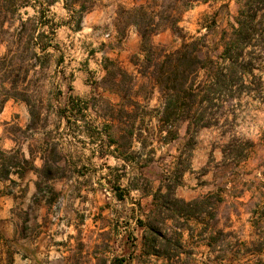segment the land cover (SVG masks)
Segmentation results:
<instances>
[{
  "label": "rangeland",
  "instance_id": "rangeland-1",
  "mask_svg": "<svg viewBox=\"0 0 264 264\" xmlns=\"http://www.w3.org/2000/svg\"><path fill=\"white\" fill-rule=\"evenodd\" d=\"M141 2L0 0V264H117L114 258L166 264L140 256L142 230L135 218H144L152 198L132 185L141 173L149 181L142 186L155 189L175 167L182 171L175 194L189 201L212 195L218 226L230 220L226 230L239 237L238 245L229 238L232 246L209 251L192 219L193 237H183L177 264H264V60L254 71L261 93H243L208 110L218 124L201 128L185 145L183 112L167 120L163 96L132 64L141 46L133 27L126 36L136 32L138 49L115 54L118 5ZM82 5L75 29L73 10ZM237 9V0L200 2L182 13L179 25L218 52L220 33ZM150 42L173 51L181 39L165 29ZM104 58L133 75L125 104L144 131H134L128 154L142 167L114 158L113 147L102 146L96 133L102 116L116 115L109 103L120 100L102 90Z\"/></svg>",
  "mask_w": 264,
  "mask_h": 264
},
{
  "label": "trees",
  "instance_id": "trees-1",
  "mask_svg": "<svg viewBox=\"0 0 264 264\" xmlns=\"http://www.w3.org/2000/svg\"><path fill=\"white\" fill-rule=\"evenodd\" d=\"M65 1L67 3L68 0ZM208 1L142 0L134 7L118 5L112 23L118 36V46L130 26L139 35L141 46L139 52L132 55V64L136 67V72L147 78L163 96L162 113L167 120L169 117L175 119L179 109L183 112V118L187 121L185 145L192 142L201 128L218 124L219 120L213 118L214 113L207 112L208 110L211 111L218 104H229L231 98L240 94L262 91V83L254 71L261 68L264 60V0H237L238 9L233 21L220 33L218 52L211 48L204 36H190L179 25L183 12L197 3ZM70 7L72 6L64 4L66 10L72 9ZM85 10L83 5L78 10H73L77 14L75 29H79L78 24ZM165 29L181 39L180 46L173 51H166L150 42L151 36ZM103 61L105 75L102 90L117 94L120 100L116 104L109 103V109L116 112V115L111 113L102 116L104 122L96 133L102 137V146L113 147L116 152L114 158L123 162L133 161L135 158L129 156L128 149L133 142L134 131L138 130L140 136L144 131L141 123L138 126L136 124L137 113L127 109L125 104L133 75L110 58H104ZM130 101L131 107H140L136 100ZM161 130L160 128L159 132ZM170 135L171 139L176 137L174 132ZM135 164L142 167L139 159L135 160ZM181 175L182 171L175 167L160 180L155 189L142 186V181L144 185H149V181L141 173L134 177L136 182L132 187L152 198V208L144 218H135L137 226L142 230L140 256L146 261L152 256L164 260L166 264L181 263L185 246L182 236L187 232L191 238L194 231L192 219L201 225L197 235L210 249L232 246L230 239H234L237 245L239 243L236 233L226 230L232 227L230 220L229 223L218 226L212 195L186 201L175 194ZM193 206L198 207L195 213H192ZM168 221L174 223L173 228L167 225ZM108 233L102 231L101 235ZM232 253H235L233 256L236 255V252ZM189 254L190 251H187V257ZM216 258L221 261L224 256ZM114 261L123 264L125 260L114 258ZM106 263L107 260L102 259L101 264Z\"/></svg>",
  "mask_w": 264,
  "mask_h": 264
},
{
  "label": "crops",
  "instance_id": "crops-1",
  "mask_svg": "<svg viewBox=\"0 0 264 264\" xmlns=\"http://www.w3.org/2000/svg\"><path fill=\"white\" fill-rule=\"evenodd\" d=\"M138 45H139V40H138L136 32L133 30H130V34H128L123 40H121L120 48L115 49V54H117V52H122L123 50H125L126 52H132L133 53L138 49ZM190 200H193V199H190ZM186 201H189V200H186ZM183 237H184V240L185 239H191L193 237V235H191V238H189L188 233L184 232L183 236H182V241L184 242ZM197 237H198V235H197ZM199 240H200V242L203 243V245L205 247L208 248L209 251L212 250L208 246L205 245V241H202L200 238H199Z\"/></svg>",
  "mask_w": 264,
  "mask_h": 264
}]
</instances>
